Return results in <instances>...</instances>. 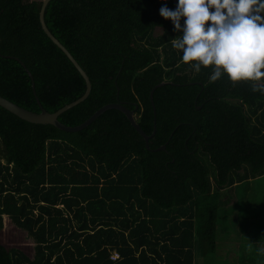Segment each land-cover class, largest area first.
<instances>
[{
	"label": "trees",
	"instance_id": "trees-1",
	"mask_svg": "<svg viewBox=\"0 0 264 264\" xmlns=\"http://www.w3.org/2000/svg\"><path fill=\"white\" fill-rule=\"evenodd\" d=\"M41 2L0 0V96L53 112L85 85ZM176 4L47 1L46 28L90 82L57 120L118 102L149 137L115 108L71 132L0 107V229L5 215L33 249L0 244V264H264V95L180 63L159 15Z\"/></svg>",
	"mask_w": 264,
	"mask_h": 264
},
{
	"label": "clouds",
	"instance_id": "clouds-1",
	"mask_svg": "<svg viewBox=\"0 0 264 264\" xmlns=\"http://www.w3.org/2000/svg\"><path fill=\"white\" fill-rule=\"evenodd\" d=\"M159 15L180 33L171 44L181 64L196 73L211 66L210 82H250L253 93L264 95V0H177Z\"/></svg>",
	"mask_w": 264,
	"mask_h": 264
},
{
	"label": "water",
	"instance_id": "water-1",
	"mask_svg": "<svg viewBox=\"0 0 264 264\" xmlns=\"http://www.w3.org/2000/svg\"><path fill=\"white\" fill-rule=\"evenodd\" d=\"M47 1L48 0H42L41 6H40L39 11H38V21H39L40 27L43 30V32L45 33V35L51 40V42L53 44H55L64 53V55L71 62V64H73V66L77 69V71L79 72V74L83 78L85 90L80 97H78L77 99H75L69 103L62 105L61 107H59L58 109H56L53 112H47L43 109H41L39 112H32V111L26 110V109H24V108H22L16 104H14L13 102H11V101H9V100L1 97V96H0V107H2L3 109L7 110L11 114H14L18 118L25 120L27 122L38 123V124H51L54 127H57L59 129L65 130V131H71V132L72 131H78V130L82 129L83 127L87 126L94 118H96L104 110L109 109V108H115V109H118L119 111H121L125 115V117L129 121L130 125L143 138L145 146H147V140H148L149 136L146 135L140 129L138 124L135 122V119L133 117V111L124 107L123 105H121L118 102L107 103V104L102 105L97 110H95L89 117H87L83 122H81L80 124H78L76 126H72V127L65 126L57 120V116L60 113H62L66 109L76 105L77 103H79L80 101H82L84 98L87 97L89 90H90V82L88 80L87 75L81 69V67L76 63L74 58L69 54V52L63 47V45L60 44V42L46 28V26L43 22V10H44V7H45ZM31 86H33V85L31 84ZM162 147L163 146H160L158 148H162Z\"/></svg>",
	"mask_w": 264,
	"mask_h": 264
},
{
	"label": "rangeland",
	"instance_id": "rangeland-1",
	"mask_svg": "<svg viewBox=\"0 0 264 264\" xmlns=\"http://www.w3.org/2000/svg\"><path fill=\"white\" fill-rule=\"evenodd\" d=\"M160 32L161 28L159 27L153 29L154 35ZM2 220L3 226L0 229V244L6 248H17L30 257L33 250L32 242L26 237L25 232L16 228L5 215H3ZM223 256H226V252H223Z\"/></svg>",
	"mask_w": 264,
	"mask_h": 264
},
{
	"label": "built area",
	"instance_id": "built-area-1",
	"mask_svg": "<svg viewBox=\"0 0 264 264\" xmlns=\"http://www.w3.org/2000/svg\"><path fill=\"white\" fill-rule=\"evenodd\" d=\"M114 257H116V255H111V258L113 259Z\"/></svg>",
	"mask_w": 264,
	"mask_h": 264
},
{
	"label": "bare ground",
	"instance_id": "bare-ground-1",
	"mask_svg": "<svg viewBox=\"0 0 264 264\" xmlns=\"http://www.w3.org/2000/svg\"><path fill=\"white\" fill-rule=\"evenodd\" d=\"M42 3V2H41ZM45 8V7H44ZM43 13H44V10H43ZM44 22V21H43ZM45 24V23H44ZM135 114V113H134Z\"/></svg>",
	"mask_w": 264,
	"mask_h": 264
}]
</instances>
